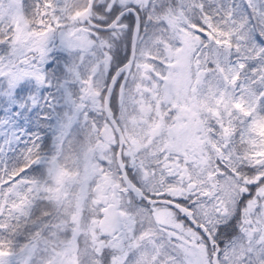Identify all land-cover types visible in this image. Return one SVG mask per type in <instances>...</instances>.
I'll return each mask as SVG.
<instances>
[{
  "label": "rangeland",
  "instance_id": "1",
  "mask_svg": "<svg viewBox=\"0 0 264 264\" xmlns=\"http://www.w3.org/2000/svg\"><path fill=\"white\" fill-rule=\"evenodd\" d=\"M20 1L0 0V18L9 24L7 48L0 54V83H4L0 95L8 106L0 119V170L2 160L9 153L25 150L27 143L23 129L16 127L12 117L18 110L10 112L9 107L20 102L24 110H37L47 88L55 93L60 89L59 97L70 106L63 112L67 115L62 124L53 126L60 132L59 141L75 131L81 138L66 159L58 146L51 148L50 189L43 185L57 210L58 218L50 227L65 231L67 237L60 234L62 237L51 240L50 244L56 245L52 252L46 240L27 244L15 253H0V264H100L101 257L106 264H209L213 250H209L201 230L184 226L171 210L167 228L160 218L149 216L146 208L131 203L122 192L121 207L134 221L133 240L126 251L117 257L109 255L106 246L116 249L118 240L110 244L93 234L103 186H120L112 145L105 144L97 133L104 122L100 114L104 56L88 39L78 35L65 39V19L76 5L72 0H51L64 15H54L44 29L52 34L59 28L58 37L44 49L59 53L49 66V76L46 68L43 71L48 58L42 57L41 63L35 56L15 59L25 54L27 47H36L20 29L24 26ZM174 1L167 5L159 23L154 24L156 18L152 17L140 34L129 80L118 99L116 89L112 91L108 105L124 135L120 150L124 168L132 167L133 177L149 193L162 191L170 198H191L193 215L212 234L218 223H225L232 215L238 192L244 188L243 179L215 164L218 160L229 169L248 161L230 145L231 130L236 126V133L250 140L251 150L264 154V51L250 32L243 0H208L215 29L228 32L247 53L245 71L235 78L240 64L226 56L227 44H222L225 54L220 55V41L206 38L189 23L193 0ZM22 91L25 94L20 96ZM55 116L50 121H59ZM151 118L154 122L147 124ZM169 153L170 173L161 170ZM174 164L176 175L172 174ZM62 167L66 170L61 171ZM184 173L193 190L185 189ZM38 190L37 183L20 174L3 182L0 224L25 212ZM256 192L263 198L244 201L238 231L221 244L218 264H264V186ZM217 204L225 208V215L214 212Z\"/></svg>",
  "mask_w": 264,
  "mask_h": 264
},
{
  "label": "trees",
  "instance_id": "2",
  "mask_svg": "<svg viewBox=\"0 0 264 264\" xmlns=\"http://www.w3.org/2000/svg\"><path fill=\"white\" fill-rule=\"evenodd\" d=\"M243 2V10L250 32L257 45L259 44L261 50L264 51V0H243ZM20 3L24 6L23 9L25 13L31 12L30 10H26L27 4L52 5L51 0H21ZM173 3H175V1L170 0V4ZM7 22L8 21L0 18V54L5 53V49L7 48L6 36L9 35V24ZM189 23L196 30L204 32L206 38L212 37L214 40L220 41V45H218V52L220 55L225 54L223 53L224 47H221L222 44H227L226 56L229 59L233 58L238 60L240 64L235 78L245 71L247 53H245L238 43L233 41L228 32L218 28L215 29L208 0H193L190 9ZM20 64H22V61H20ZM52 64L51 62H47L44 67L43 71H45L46 68L48 76L52 71L49 68ZM3 89L4 83H0V90ZM33 92L35 93L36 91ZM54 93L55 91H52L51 88H47L46 91H44L43 103L34 111H29L27 108L24 110L19 105L20 102L9 107L10 112L18 110V114L12 117L16 127H18V129H23V133L26 135L24 140L27 141V147L25 146V150L9 153L6 158L2 160L1 165L3 168L0 170V185L12 176L20 174L23 178L37 183L39 190L33 194V199H31V203L25 212H22L16 217L9 218L7 222L2 225L0 224V253H15L27 244H39L46 240L52 252L56 250V245L50 244V241L62 237L60 234L67 237L65 231L56 232L59 230L50 227L52 222L58 218L56 216L57 210L53 199L44 191L43 185L50 189L49 174L52 171H49V169L54 165L53 158H51V154H49L51 148L56 149L58 146V150H60V153L66 159L72 156L80 143L81 137L78 131L73 133L69 132L59 141L60 132L53 130V126L58 127L59 123L62 124L63 117L67 115V113L63 114V112H67L70 106L66 104L63 98L59 97L61 96L60 89H58L55 94ZM21 94H25V91L19 93L20 96ZM7 107L4 96L0 95V119L3 118V112ZM55 115L59 121H50ZM236 131L237 128L235 126V128L231 130L233 138L230 139V145L233 146L235 150L243 152L248 161L232 166L229 169L218 160H215V164L218 168H222L225 171L228 170V172L234 173L238 178L243 179L244 188L239 191L237 195L236 206L232 215L225 223H218L214 232L211 234V238L216 244L215 246L218 247H221V244L228 239L229 236L238 231V226L240 224L239 211L244 201L250 199L256 200L258 198L259 201L263 198L262 193L257 194L256 188L264 186V154L260 155L252 151L250 140L246 137L243 138L239 136ZM30 138L31 140H28ZM110 148L113 149V151H111L114 153V146H110ZM51 153H53V151ZM60 170L63 171L66 169L62 167ZM176 217L184 223V226L191 228L190 224L179 214L176 213ZM100 262V264H106L104 257L100 258Z\"/></svg>",
  "mask_w": 264,
  "mask_h": 264
},
{
  "label": "flooded vegetation",
  "instance_id": "3",
  "mask_svg": "<svg viewBox=\"0 0 264 264\" xmlns=\"http://www.w3.org/2000/svg\"><path fill=\"white\" fill-rule=\"evenodd\" d=\"M71 3L76 5L75 6L76 9L74 12L70 13L69 16L67 15L65 19L66 22H65L64 27H68V30L65 31L64 29L65 31V32L63 31L64 37L66 40H70L74 35H78L81 39H88L93 44H96V46H98L99 50H101L102 52L101 54L104 56V63H105L104 72H103V76H104L103 88L106 85L112 71L117 66H119L122 62H124V60L127 57L129 34H130L132 23L134 21V14H135L137 21H138V30H137L136 40H135L133 58L131 61L128 74L124 80V83L122 86L123 88L125 86V83L129 80V77L132 73L133 64L135 62L136 53L138 49V41H139L138 39L140 37V34L143 32V30L147 28V25L150 24V21H151L150 19L152 17L156 18V20L152 21L154 24L159 23L158 21L161 20L160 17L165 12V8H167L168 7L167 5L170 4L169 0H93L90 5V9L86 15L88 22L86 20H83L82 22L73 20L75 14L78 11H80L82 8H84L86 0H72ZM23 7L24 6L22 5V10H23L22 14L25 18L21 15H19V17L21 18L23 17L24 26H21L20 29L27 34V36L31 39L32 43H36V47L33 50H30V47H27L25 49V54L21 55V57L15 56V59L26 60L27 58L25 56H27L28 59H31L32 57L35 56L39 60V63H41V58L46 57L48 58L47 62L53 63L55 61V58L59 56V53L45 51L44 49L46 45L53 43L54 39L58 37L57 33H58L59 28H57V32H53L52 34L50 33V31L48 33H44V29L47 25H49V23L51 22L49 20L54 15L56 18L61 17V15H64L63 11L62 10L57 11V9H55V6L53 7V5H48V4H45V5L27 4L26 10H30L31 12L25 13ZM124 9H128V10L126 12H123L118 17V19L114 21V25H117L116 27L102 30V29H99L93 26V25L104 26L108 24L118 12ZM72 30H75V31L72 33ZM47 54L48 56H46ZM110 60H112V63H111L112 65L110 64ZM47 62H44V67ZM74 77H77V76H74ZM120 77H121V74L118 76L117 80L115 81L114 86L112 88L113 90L116 89ZM76 80H78V77ZM153 119L154 118H151V122L147 121V124L153 123L154 122ZM144 120H146V118H144ZM115 141H116L115 137H113V139L109 141L108 143L109 144L111 143L110 145L114 146L115 148ZM168 147L170 151V143L168 144ZM161 167H162L161 170L166 169L170 173V153L168 156L167 164ZM173 168L174 169L172 170V174L176 175L177 170H178L177 165L174 164ZM124 169H125V173L127 177L129 178V180L134 185H136L138 188H140V190L145 196L150 197V198H163V199H169V200L172 199L176 203L189 208L193 214V209L191 207L193 201L191 199L187 198L186 196H181L179 198H170V195H166V193L163 194L162 191H158L156 193H149L147 189H145L136 180V178L133 177L132 167L129 170L128 168L127 169L124 168ZM186 175L187 174L184 173L183 177ZM118 181L120 183V186H118L116 183H111L108 189H107V185L103 186L101 197H100V203L98 204V209H97V218L94 220L95 230H93L94 232L93 234L96 237L101 238L102 240H105V241H109L110 244H112V241L118 240V243L120 244V246L117 247L116 249H113L111 245L106 246V249L109 251V255L114 256V257L122 255L126 251V247L128 246L130 240H133L132 239V236H133L132 226H134V221L131 219L130 213L126 210L124 211L121 207L122 197H119L121 192L123 194L125 193L128 196L131 203L140 205L141 207L146 208L148 210L149 216L152 214L155 220L157 219L155 217L160 218L161 220L160 222H164L167 225V228H170V210L172 213L171 215H173V217L176 216V213L179 214L175 209L170 207L169 204L164 203V202L148 203V202H145L143 198L141 197L139 200L133 199L134 197L130 194V192L124 188L119 174H118ZM168 181L170 182V178H168ZM112 184L114 185L113 190L115 192V195L118 198L117 209L127 214L129 221H130V224L126 225L124 223L123 218H121L120 220L119 219L117 220V224L119 225V233L116 237H113V235L112 236L99 235L96 230V221L99 217V210L103 206L109 203V194L111 192ZM147 193L151 195H148ZM221 207L222 205L217 204L213 210L214 212L220 215H225V210L223 214L220 213ZM155 208H158V210H154ZM160 216H163V217H160ZM193 217L194 219H196L194 215ZM196 220L199 222L198 219ZM144 226L145 224L141 225V227H144ZM193 229L200 231L196 228H193ZM200 235L202 236L201 231H200ZM131 247L133 248L135 247V245H133L132 243ZM208 247L210 248L209 250L212 251L215 246L211 245Z\"/></svg>",
  "mask_w": 264,
  "mask_h": 264
},
{
  "label": "water",
  "instance_id": "4",
  "mask_svg": "<svg viewBox=\"0 0 264 264\" xmlns=\"http://www.w3.org/2000/svg\"><path fill=\"white\" fill-rule=\"evenodd\" d=\"M93 0H86L85 6L84 8H82L80 11H78L73 20L74 21H78V22H82L83 20H87V13L90 9V5L92 3ZM128 9H124L120 12H118L115 17L106 25L104 26H97V25H93L96 28L99 29H108V28H112V27H116L117 25H114V21H116L118 19V17L123 13L126 12ZM137 30H138V21L137 18L134 14V21L132 23L131 26V30H130V34H129V41H128V52H127V57L124 60V62H122L119 66H117L111 73L106 86L103 90L102 93V98H101V110H102V115L104 117V122L101 124V126L98 129V136L100 137V139L106 143L108 141H110L113 136H115L116 138V147L114 150V163L115 166L117 168V171L119 173L120 179L122 181V184L124 186L125 189H127L130 194L134 197L135 200H139L140 197L143 198V200L145 202L148 203H152V202H164L170 205V207H172L173 209H175L180 216H182L189 224L192 228H196L201 230L203 237L205 238L208 246L211 245H216L215 242L212 241L211 236L209 234V232L205 229V227L201 224L196 222V220H194L193 216H192V212L190 209H188L187 207L180 205L178 203H176L173 200H169V199H163V198H150L145 196L142 191L140 190V188H138L137 186H135L126 176L125 171H124V166L122 161L120 160V150H121V146H123L124 140L121 134V131L119 129V127L117 126L111 110L109 108L108 102H109V97L112 91V88L114 86L115 81L117 80L118 76L121 74V77L118 81L117 87H116V98L118 99L121 91H122V86L124 83V80L128 74L130 65H131V61L133 58V54H134V46H135V40H136V35H137ZM75 30H72V33ZM184 182H187V177L185 176L183 178ZM114 185L112 184L111 187V192L109 194V203L106 204L105 206H103L100 210H99V217L96 221V230L97 233L99 235L102 236H112L116 237L119 233V225L117 224V220L123 218L124 219V223L126 225L130 224L128 215L125 214L124 212H121L120 210L117 209V204H118V198L115 195V192L113 190ZM185 188L187 190H190L192 188V185L190 182L186 183ZM224 207H221L220 209V213L223 214L224 213ZM121 226V225H120ZM219 251V247L215 246L213 251L210 252L209 255V264H218L217 263V253Z\"/></svg>",
  "mask_w": 264,
  "mask_h": 264
},
{
  "label": "bare ground",
  "instance_id": "5",
  "mask_svg": "<svg viewBox=\"0 0 264 264\" xmlns=\"http://www.w3.org/2000/svg\"><path fill=\"white\" fill-rule=\"evenodd\" d=\"M127 144V143H126ZM134 199V198H133ZM227 211V210H226Z\"/></svg>",
  "mask_w": 264,
  "mask_h": 264
}]
</instances>
